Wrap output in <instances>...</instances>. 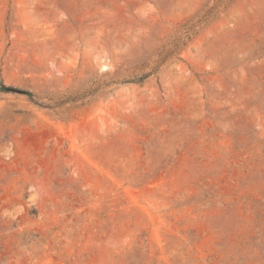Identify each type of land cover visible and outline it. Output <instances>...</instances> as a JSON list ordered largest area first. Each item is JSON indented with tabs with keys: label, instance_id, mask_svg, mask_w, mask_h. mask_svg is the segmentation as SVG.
Returning <instances> with one entry per match:
<instances>
[{
	"label": "rangeland",
	"instance_id": "obj_1",
	"mask_svg": "<svg viewBox=\"0 0 264 264\" xmlns=\"http://www.w3.org/2000/svg\"><path fill=\"white\" fill-rule=\"evenodd\" d=\"M0 264H264V0H0Z\"/></svg>",
	"mask_w": 264,
	"mask_h": 264
},
{
	"label": "trees",
	"instance_id": "obj_2",
	"mask_svg": "<svg viewBox=\"0 0 264 264\" xmlns=\"http://www.w3.org/2000/svg\"><path fill=\"white\" fill-rule=\"evenodd\" d=\"M6 91H14L15 89L12 88H5Z\"/></svg>",
	"mask_w": 264,
	"mask_h": 264
}]
</instances>
